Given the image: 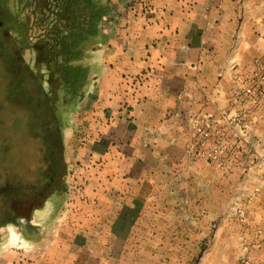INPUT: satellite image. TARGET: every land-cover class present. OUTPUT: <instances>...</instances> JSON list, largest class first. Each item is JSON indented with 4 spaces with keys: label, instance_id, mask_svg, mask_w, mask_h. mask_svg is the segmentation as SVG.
<instances>
[{
    "label": "rangeland",
    "instance_id": "rangeland-1",
    "mask_svg": "<svg viewBox=\"0 0 264 264\" xmlns=\"http://www.w3.org/2000/svg\"><path fill=\"white\" fill-rule=\"evenodd\" d=\"M29 1L0 0V210L8 211L6 187L33 175L53 136L61 192L43 204L45 227L33 236L75 239L61 253L69 254V264H264L260 179L223 171L231 140L245 143L223 130L224 117L216 123L227 150L211 157L216 132L205 136L195 127L208 116L186 114L187 158L167 161L162 153L177 147L168 143L161 121L134 114L123 98L96 109V77L89 69L81 96L51 109L48 72L32 47L46 23ZM115 16L110 12L106 24ZM90 58L87 53L78 63L86 66ZM114 166L120 185L112 181ZM6 237L0 231V242ZM46 245L28 254L21 249L0 254L12 256L13 264H36Z\"/></svg>",
    "mask_w": 264,
    "mask_h": 264
},
{
    "label": "crops",
    "instance_id": "crops-1",
    "mask_svg": "<svg viewBox=\"0 0 264 264\" xmlns=\"http://www.w3.org/2000/svg\"><path fill=\"white\" fill-rule=\"evenodd\" d=\"M109 5L115 20L108 23L106 38L89 52L85 63L96 77L95 107L112 106L111 98L126 99L134 114L161 121L168 143L177 147L176 152L167 148L162 153L167 161H184L189 143L183 117L208 116L221 122L223 114L243 108L233 91L238 77L257 70L256 58L261 59L259 70L264 73V0H110ZM250 112V136L242 144L231 140L222 169L230 177H258L257 203L262 209L264 104ZM173 129L182 133L172 136ZM115 159L117 163L118 156L112 155L113 163ZM112 169V181L119 184L116 166ZM104 173L102 169L100 174ZM46 208L30 212L24 236L39 249L48 242L36 264H69V254L61 253L75 239L61 234L51 240L33 236L44 230ZM18 227L23 231L19 222ZM11 260L12 256L0 254V264H13Z\"/></svg>",
    "mask_w": 264,
    "mask_h": 264
},
{
    "label": "trees",
    "instance_id": "trees-1",
    "mask_svg": "<svg viewBox=\"0 0 264 264\" xmlns=\"http://www.w3.org/2000/svg\"><path fill=\"white\" fill-rule=\"evenodd\" d=\"M110 0H32L46 30L32 47L47 69L51 109L81 96L88 68L78 62L104 41L108 33Z\"/></svg>",
    "mask_w": 264,
    "mask_h": 264
},
{
    "label": "flooded vegetation",
    "instance_id": "flooded-vegetation-1",
    "mask_svg": "<svg viewBox=\"0 0 264 264\" xmlns=\"http://www.w3.org/2000/svg\"><path fill=\"white\" fill-rule=\"evenodd\" d=\"M47 139L46 150L48 155L42 161L39 160V163H41L37 165V168L33 171V175L24 182H18L11 187H6L8 189L7 192H9L7 195L10 203L8 204V211L0 210V226L10 222L16 223L21 217H29L30 211L41 207L52 196H58L60 194L61 186L59 185L60 183H56L55 177V169L57 166L55 158H60L56 153L59 149V143L57 142L58 139L53 138V136ZM26 225H28V222ZM27 227L21 225L24 233L27 232Z\"/></svg>",
    "mask_w": 264,
    "mask_h": 264
},
{
    "label": "built area",
    "instance_id": "built-area-1",
    "mask_svg": "<svg viewBox=\"0 0 264 264\" xmlns=\"http://www.w3.org/2000/svg\"><path fill=\"white\" fill-rule=\"evenodd\" d=\"M257 70L247 76L238 77V87L233 91V96L242 104L240 110L232 114H223V126L235 139L246 142L251 132V123L248 120L250 110L257 109L264 104V73L259 70L262 66L261 59H255ZM196 129L200 130L205 136L208 130L216 132L214 142L209 146V155L216 157L222 150H227L228 144L226 137L223 136L222 130L218 127L216 121L211 117L204 120H196ZM207 131V132H206Z\"/></svg>",
    "mask_w": 264,
    "mask_h": 264
},
{
    "label": "clouds",
    "instance_id": "clouds-1",
    "mask_svg": "<svg viewBox=\"0 0 264 264\" xmlns=\"http://www.w3.org/2000/svg\"><path fill=\"white\" fill-rule=\"evenodd\" d=\"M51 214V207L48 209L47 215ZM47 216L45 217V219ZM19 223L21 225H26V221L24 218H19ZM0 231H5L7 233V237L3 242H0V253L9 252L13 249H21L25 254L31 253L38 248L36 242L32 240H28L24 236V231H22L15 224H7Z\"/></svg>",
    "mask_w": 264,
    "mask_h": 264
},
{
    "label": "water",
    "instance_id": "water-1",
    "mask_svg": "<svg viewBox=\"0 0 264 264\" xmlns=\"http://www.w3.org/2000/svg\"><path fill=\"white\" fill-rule=\"evenodd\" d=\"M29 218V217H28Z\"/></svg>",
    "mask_w": 264,
    "mask_h": 264
}]
</instances>
